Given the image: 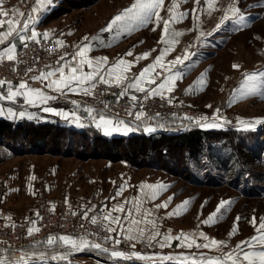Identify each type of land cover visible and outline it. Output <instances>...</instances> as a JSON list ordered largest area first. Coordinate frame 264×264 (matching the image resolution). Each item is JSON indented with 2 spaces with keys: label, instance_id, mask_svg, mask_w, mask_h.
Listing matches in <instances>:
<instances>
[{
  "label": "rangeland",
  "instance_id": "1",
  "mask_svg": "<svg viewBox=\"0 0 264 264\" xmlns=\"http://www.w3.org/2000/svg\"><path fill=\"white\" fill-rule=\"evenodd\" d=\"M65 1H56V7H67V13L59 19L62 25L65 28L80 27V34L85 38L93 32H99L100 38L94 40L95 46L99 47L101 43L106 48L99 50V57L107 58L106 55L111 53L109 57L115 62L124 60L130 65L125 72L129 80L125 83L134 80L145 67L154 64L156 58L163 54L164 67H157L151 74H159L156 83L148 84L145 81L143 86L146 90L155 89L166 77L175 75L176 79L171 85L173 90L165 91L163 99L159 96L145 99V93L135 89H128L125 96L121 95L122 87L97 83L91 95H59L58 100L40 105L39 119L38 116L12 117L14 114L19 117L24 110H33V105L23 98H18V104H0V110L5 111L3 115L14 119L5 120L15 125L24 122L59 124L75 131L88 132L89 135L96 131L109 138H130L142 130L124 121V125L120 126L107 125L106 132L105 126L97 128L87 113L76 105L94 102L101 110L133 119L136 111H143L145 115L140 121L148 124L150 118L147 116L146 104L152 100H163L174 107H185L193 115L191 120L188 119L189 122L179 115L160 123L173 127L190 124L200 126L205 121L201 118L206 117L220 124L214 122L217 127L203 129L233 136L219 138L217 142L211 140L213 144L208 147L209 150H205L195 160L185 161L186 167L179 174V163L173 156L164 165L151 158L148 160L151 163L141 166L126 159L112 161L94 156L84 160L68 155V150H64L63 156L15 155L7 142L0 141V188L6 185L19 188V192L11 193L13 197L0 200V258L11 257L18 242L24 243L30 239L36 240V244L27 249L24 260L14 263L11 257L8 264H208V261L221 258L222 253L227 254L234 249L239 251L237 245L257 235L251 223L253 217L256 218L257 226L264 218V98L261 95L264 93V0H214L212 8L205 4V0H200L199 4L196 0H164L159 10L162 19L158 26L153 22L143 24L134 18L111 24L110 21L130 8L135 0H73L78 6L76 9H70L71 6H66ZM174 3L177 5L174 9L177 19L169 24V35L165 38L171 42L165 44L161 42L164 21L170 20L169 10ZM34 5L35 1L28 4L27 0H3L0 7L30 9ZM231 6L238 8L245 17L243 23L238 25L229 19L221 24L226 12L231 15ZM182 14L186 15L180 19ZM106 23L109 28H105ZM90 31L86 36L85 33ZM173 32L181 35L172 39ZM110 35L119 39L120 43L116 47L101 40ZM85 38L78 42L82 43ZM69 39L74 37L62 34L60 42L72 49ZM167 48L171 50L163 53ZM129 52L132 54L127 55ZM145 53H149L147 58L137 59ZM185 53L188 58L182 63L171 64L176 57H183ZM234 65L239 67L234 68ZM251 74L256 75L255 81H247V76ZM132 95L138 97L137 101L131 100ZM45 107H61V111L75 112L80 119H64L44 111ZM129 112L133 115H129ZM102 113L113 121H123ZM183 118L186 117L183 115ZM125 127L130 130L125 131ZM109 132L117 136H111ZM143 132L152 133L147 130ZM23 149L21 147L17 151ZM122 187L123 191H120ZM222 201L226 202L225 206L217 212ZM185 202H188L186 206ZM116 205L125 208L124 212H112L113 216L121 218L123 228L112 225L117 231L109 233L101 226L108 223L103 221V215ZM62 212L75 213L74 216L81 219H84L82 217L86 212L88 219H84L86 224H82L85 226L69 236L74 239L90 237L100 243L102 248H108L109 252L91 247L75 250L61 242L49 247L45 243L48 237L64 235L55 231L52 225L46 226L44 217L46 214ZM145 213L150 215L145 216ZM213 214L214 222L204 223ZM92 216L100 218L96 225L90 222ZM130 221H144L138 227L146 229L145 235L152 231H158L160 235L151 243L146 240L130 242L125 239L123 230L130 226L137 227L130 225ZM151 222H155V228ZM16 227L22 229L21 233L8 232ZM29 227L39 228V231L29 236ZM98 229L103 232L100 233ZM181 233L192 234L195 244L189 248L186 244L190 241L182 243L174 239ZM165 235L173 239L161 247ZM116 240L120 243L116 244ZM212 240L223 242L219 245L220 250H217V246L196 247L197 244H210ZM112 250L122 251L131 258L112 257ZM41 253L45 258L52 259L55 255L57 259L65 256L69 260L60 263L36 260L33 254L38 256ZM133 254L144 258L138 259ZM164 256L173 259H161Z\"/></svg>",
  "mask_w": 264,
  "mask_h": 264
},
{
  "label": "snow or ice",
  "instance_id": "2",
  "mask_svg": "<svg viewBox=\"0 0 264 264\" xmlns=\"http://www.w3.org/2000/svg\"><path fill=\"white\" fill-rule=\"evenodd\" d=\"M186 2V0H184ZM3 3V0H0V4ZM196 3L199 4L200 0H196ZM214 0H205V4L209 8L213 7ZM36 7L32 9V12H37L41 8L46 7L47 5L51 4V0H35ZM164 4V0H135V3L125 10L124 13L121 15H117L112 21V25H116L119 22L124 21L126 18H134L138 20L140 23L147 24L149 22L156 23L157 26L159 24V21L162 19L159 15V10ZM176 4L174 3L172 5V8L170 11V20L164 21V28H163V34L161 38V42L165 44H169L171 41L170 39H166L165 37L169 35V24L171 21L177 19V17L174 14V9L176 8ZM229 12L231 15L228 14V12L225 13L223 16V19L221 21V24L224 21H227L229 19L233 20V23L235 24H241L244 22L245 17L240 14L239 9L231 6L229 9ZM9 13L7 11L0 10V17H7ZM186 14H182L180 19L183 18V16ZM198 19V17H197ZM35 22L34 18L29 15L28 18L23 22L22 29L19 31L16 30L14 25L19 24V21L15 19H9L6 21L8 27L7 30L4 32H0V44H4L5 40L8 37L13 36V33L21 40V41H28L32 40L36 43H40V40L38 39V33L35 30L31 29V25ZM5 23L4 20H0V25H3ZM219 28L220 25H217ZM30 31V35H26L25 33H28ZM181 35V33L173 32L171 33V38L174 39L176 36ZM44 39H48V33L43 34ZM87 39V38H85ZM57 44H62V42L58 41ZM25 46L27 44L25 43ZM170 48L164 49L163 53H166L170 51ZM89 51V46H84L79 51L75 53V55L72 57L73 60H76V57L79 56L81 59L76 61L74 64H64L61 65L59 68H57L54 71H47L42 72L40 75L34 77L33 79L37 82L46 81V87L50 91L57 92L59 94H64L66 91L72 94H80L83 93L84 95H91L96 87V84H105L110 87H122L121 95L126 94L128 89H135L137 92L145 93V99L149 97H155L159 96L161 99H163L164 92H171L173 90L172 84L176 79L175 75H170L166 77L155 89H145L143 86L144 82L146 81L148 84H155L157 76H152L151 74L157 67H164L162 64V61L164 59V55L161 54L158 56L155 60V63L145 67L139 75L132 80L131 82L125 83L129 80L128 76L123 74L125 73L129 68L130 65L124 61L120 60L115 65H112L111 67L107 68L106 70L102 67V64L107 63V58H102L93 61L92 59H86L85 53ZM132 53L129 52L127 55H131ZM149 53L143 54L142 57H138L137 59H144L147 58ZM17 58V51L15 44H10L8 47H6L3 51H0V62H3L5 59L9 62L16 61ZM188 58V54L185 53L183 57H176L174 61L171 62L172 65L182 63L184 59ZM61 59H67V57H62ZM84 64H87L90 71L85 73L83 71ZM125 66V67H122ZM238 65H234V68H238ZM65 68H67L69 71L66 73ZM28 71H32L31 68L28 69ZM58 73V75H57ZM52 77H57L56 79H51ZM256 75L251 74L247 76V81H255ZM6 84H8L7 92L6 94L0 93V101L8 100L10 102H15V100L18 97H21L25 99V101L33 106H36L38 104H46L48 101L54 99V97L47 95L42 89H33L30 88L29 85L26 82H21L18 86L15 88L10 85V82H7L5 80H0V88H3ZM23 90V91H21ZM262 98H264V93H261ZM138 97L136 95L131 96V100L133 102L137 101ZM75 104V102H73ZM210 107V106H209ZM44 111L50 112L56 115H59L63 117L64 119H73L75 121H79L80 117L76 115L75 112H64V111H56L55 109L51 107H45ZM84 111L87 113V116L96 124L97 128H100L101 126H105V131L107 132V125H113V126H120L124 125V121H113L111 119H108L104 116V114L96 113L94 109L92 108H86ZM129 115H133L132 112L128 113ZM23 115V114H21ZM136 120H141L144 117L143 111H136L134 113ZM158 115V114H157ZM98 116V121H97ZM186 119L191 120V117H186ZM201 119H207L206 117H202ZM199 123V121H196ZM259 122V121H258ZM82 126V125H81ZM203 127L207 128H214L218 125L215 123H206L202 125ZM125 131H129L130 129L125 127ZM147 131L151 132L154 129L148 128ZM32 179H35V177H32ZM120 191H123V187ZM117 195H120V192H117ZM188 202H185V206ZM226 202H221V204L217 208V212H220L221 209L224 208ZM166 207V205H164ZM125 208L123 205H116L114 206L110 211L105 212L103 215V221H107V224H101L103 228H105L109 233L117 231V228L112 227V225H118L121 228H123L121 218L119 216H113L112 212H124ZM37 215H39L37 213ZM75 215V213H73ZM150 215V213H145V216ZM214 215L209 216L208 220L204 221V223H212L214 222ZM84 219H88L87 213L85 212L84 216L82 217ZM10 219V218H9ZM100 218L97 216H92L90 218V222L93 225H96L98 223V220ZM239 217L237 218V220ZM144 221H130V225H136L137 227H128L126 229H123L126 233L125 239L134 242L137 240L140 241H147L151 243L152 241L156 240V237L160 235L158 231H152L149 232L147 235H145L146 229L139 228L138 225ZM35 223V222H33ZM153 224V227L155 228V222H151ZM251 223L256 228L257 235L252 237L248 241L242 242L240 245H237V250H233L232 252H229L227 254H223L221 258L215 260V261H208V264H264V218H261L260 223L258 226L256 225V218L253 217ZM28 235H33L34 232H38L39 228L29 227L28 228ZM136 233V234H133ZM202 235V234H201ZM110 238V237H109ZM108 239V238H106ZM173 237L170 235H165L163 238V242L161 243V247L165 246L170 240H172ZM174 239L181 240L183 242L190 241L186 244L187 247H192L193 244H195V240L192 239V234H183L181 233L180 236L175 237ZM57 242H61L65 246H70L71 248L75 250H81L86 247H91L93 249H98L100 251H103L105 253L109 252L108 248H102L100 243L90 242L85 237H80L79 239H74L71 236H50L46 240V244L51 247L55 245ZM116 244H119L120 241L116 240ZM223 242H218L215 240H212L210 244H197L196 247L198 248H209L210 246H217V250L219 249V245ZM247 246V247H245ZM257 247L259 250H257ZM252 249V250H248ZM27 255V254H25ZM110 255L115 258H124L129 259L131 258L126 253L122 251L112 250L110 252ZM136 255L138 259H143L144 257H141L139 254H133ZM36 260L42 261L45 259V256L43 253L36 256V254H33ZM226 257V260H225ZM52 259H57V257L54 255ZM59 259H66L65 256H60ZM163 260H170L173 259V257L164 256L161 257ZM183 259L187 260L188 257H184ZM21 260H24V256L21 257ZM0 264H8L7 258H0ZM27 264V262H26Z\"/></svg>",
  "mask_w": 264,
  "mask_h": 264
},
{
  "label": "trees",
  "instance_id": "3",
  "mask_svg": "<svg viewBox=\"0 0 264 264\" xmlns=\"http://www.w3.org/2000/svg\"><path fill=\"white\" fill-rule=\"evenodd\" d=\"M65 3L66 6H71L70 9L78 8L73 0ZM66 8H56L48 20L60 18L67 13ZM158 127L161 130H153L151 134L139 128L141 133L133 137L109 138L96 131L89 135L88 132L75 131L59 124L24 122L15 125L12 121L0 119V141L7 142L8 148L15 155L25 153L63 156L64 150H68V155L84 160L94 156L112 161L126 159L141 166L151 163L148 161L151 158L164 165L173 156L176 163H179V174L186 167L185 161L195 160L205 150H209L208 147L213 144L211 140L217 142L219 138L233 136L217 130H205L202 125L173 127L161 123ZM21 147L24 149L17 151Z\"/></svg>",
  "mask_w": 264,
  "mask_h": 264
},
{
  "label": "built area",
  "instance_id": "4",
  "mask_svg": "<svg viewBox=\"0 0 264 264\" xmlns=\"http://www.w3.org/2000/svg\"><path fill=\"white\" fill-rule=\"evenodd\" d=\"M27 46H23L19 54L17 55L16 61L9 62L6 59L3 62H0V80H5L10 82V85H19L21 82L31 83L34 81V77H36L37 72L47 70L49 67L55 66L59 64L63 59L62 57H67L72 53V49L65 44H57V41L54 40H40V43H36L32 40L27 41ZM31 68L32 71H28ZM6 86H9L6 84ZM91 103V104H90ZM87 105L77 104L76 106L79 109L93 108L97 111H102L108 115H112L117 117L118 119H122L123 121L129 123L130 125H134L136 127L140 126L141 121L123 117L116 115L113 112H108L107 110H101L99 107L94 105V102H90ZM85 107V108H84ZM145 108L147 109V116L150 118L148 122V126L150 128L156 129L160 121L167 120L171 117L182 116L181 119L188 121V119L183 118L191 117L193 112L185 107H174L163 100H152L149 101ZM158 114V115H157ZM234 120V117L232 118ZM211 119H206L203 123L209 122ZM189 122V121H188ZM202 123V124H203ZM224 124L223 126H225ZM84 219H81L79 216L71 215L70 213H58V214H46L44 217V224L46 226H53L55 231H58L62 235H72L75 232H78V229L84 227L86 224ZM89 229V227H86ZM90 229H93L90 227ZM95 229V228H94ZM21 228H11L8 232L10 234H19L21 233ZM99 232H103L102 229H98ZM84 233V231L82 232ZM91 242H95L92 238H87ZM96 243V242H95ZM36 240L30 239L24 243L18 242L17 247L15 248L14 253H11V261L16 263L21 261V256H26L27 249L31 245H35ZM79 253L78 255H81ZM74 255L70 256L72 258ZM6 257L7 261L11 258ZM46 260L53 261L54 263H59L64 260H69L68 257L66 259H49V257L45 258Z\"/></svg>",
  "mask_w": 264,
  "mask_h": 264
},
{
  "label": "crops",
  "instance_id": "5",
  "mask_svg": "<svg viewBox=\"0 0 264 264\" xmlns=\"http://www.w3.org/2000/svg\"><path fill=\"white\" fill-rule=\"evenodd\" d=\"M33 1L35 0H27V3H33ZM57 1V0H56ZM55 0H51V4L50 5H47L46 7L44 8H41L39 11L37 12H32V9L34 7H36V4L34 5V7H0V10H3V11H7L9 13V15L7 17H0V20H4L5 23L3 25H0V32H4L7 30V23L6 21L9 20V19H15L17 21H19V24L17 25H14V27L16 28L17 31H19L20 29H22V26H23V22L28 18L29 15H31L35 22L30 26L32 30H35L37 33H38V39L39 40H45L44 37H43V34L44 33H48V40H54V41H61V37H62V34L66 37H74V39H69L70 42H71V47H72V53L67 56V59H63L59 64L55 65V66H52V67H49L47 70H44V71H39L37 72V75H40V73L42 72H47V71H54L56 70L57 68H59L61 65H64V64H74L76 63V61H78L79 59H81L79 56L76 57V60H73L72 57L75 55V53L77 51H79L81 48H83L84 46H89V51L85 53V58L86 59H92L93 61L95 60H98V59H101V57H99V55L101 54V52H99V50H105L104 47H102L101 43L99 44V47L98 46H95V39L97 40L98 37L100 38V33L99 32H93L92 34H90L87 39H85V41H83L82 43H80L82 40L81 38H85L82 34H80V27H72V26H69L67 28L64 27V25H62L61 21L59 20L60 18L58 19H55V20H52V21H49L48 20V17L51 15V13L58 7H56L57 3H56ZM117 16V15H116ZM65 18V17H64ZM71 22V21H70ZM69 22V23H70ZM111 22V21H110ZM67 25V24H65ZM105 28H109V24L106 23V26ZM90 32L88 33H85V35L87 36ZM26 35H30V31L28 33H25ZM111 36V35H110ZM126 37H130L129 35H126ZM105 40L111 44H113L112 47H116L115 45H117L119 42V39L117 37H106V38H102L101 40ZM110 39H116L115 41H108ZM122 39V38H121ZM80 41V42H78ZM26 42L24 41H21L16 35L15 33H13V36L11 37H8L6 40H5V43L4 44H0V51H3L6 47H8L10 44H15L16 46V51H17V55L19 54V51L20 49L25 45ZM124 43V42H122ZM107 48H111L109 46H107ZM110 54L106 55L107 56V63L106 64H102V67L105 68V70L107 68H109V66H112L110 64H116L117 62H115L114 59H111L109 57ZM106 58V57H104ZM123 67V66H122ZM69 70L67 68H65V72L67 73ZM83 71L85 73H87L88 71H90L89 67L87 66V64H84L83 66ZM125 74V73H123ZM58 75V73H57ZM57 77H52L51 79H56ZM46 81H41V82H37V81H32L31 83H27L29 85L30 88H33V89H42L47 95H50L52 97H54V99L50 100V101H53V100H58L59 98V93L57 92H54V91H50L47 87H46ZM18 86V85H15L13 86L14 88ZM23 91V90H21ZM7 92V88H0V93H4L6 94ZM69 96V97H79L81 95H84L83 93H80V94H72V93H69V92H65L64 94H62V96ZM126 96V94H124ZM128 95V94H127ZM129 96V95H128ZM18 98H21V97H18ZM18 98L15 100V102H10L8 100H3L4 102H1L0 104H3V105H14V104H18L17 102L19 101ZM25 100V99H24ZM40 105H43V104H38L36 106H33L34 108H32L33 110L31 111H28V110H24L23 111V115L25 117L23 118H27V116H30V117H37L38 116V119L40 118V113L41 111L38 110V107ZM55 109L56 111H61V107H56V108H53ZM3 113H5L4 109L0 110V119H9V120H14L13 118H22V115H20L19 117H17V114H14L12 117H9V116H4ZM145 125L144 123H140V127L141 129H144L145 128ZM132 126L133 128H137L136 126L134 125H130ZM79 128H82V127H79ZM111 128V127H109ZM112 130V129H111ZM110 130V131H111ZM110 133V132H109ZM112 134L111 136H117L115 135L114 133H110ZM1 180V179H0ZM19 184H20V180H19ZM13 191V192H11ZM19 192V188H17L16 186L11 188L10 186L6 185V186H2L0 188V200L2 201V199H8L10 198L12 195L11 193H17ZM13 197V196H12ZM1 208V206H0ZM32 252H35L34 249L31 250ZM52 252V251H51ZM9 253V252H8ZM10 254V253H9ZM65 262V261H63Z\"/></svg>",
  "mask_w": 264,
  "mask_h": 264
},
{
  "label": "bare ground",
  "instance_id": "6",
  "mask_svg": "<svg viewBox=\"0 0 264 264\" xmlns=\"http://www.w3.org/2000/svg\"><path fill=\"white\" fill-rule=\"evenodd\" d=\"M22 257V256H21Z\"/></svg>",
  "mask_w": 264,
  "mask_h": 264
}]
</instances>
